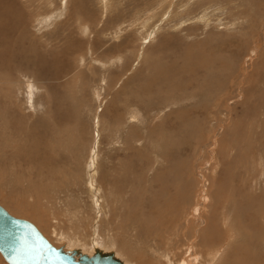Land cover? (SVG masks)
Returning <instances> with one entry per match:
<instances>
[{
    "label": "rangeland",
    "instance_id": "1",
    "mask_svg": "<svg viewBox=\"0 0 264 264\" xmlns=\"http://www.w3.org/2000/svg\"><path fill=\"white\" fill-rule=\"evenodd\" d=\"M0 204L125 264H264V0H0Z\"/></svg>",
    "mask_w": 264,
    "mask_h": 264
},
{
    "label": "water",
    "instance_id": "2",
    "mask_svg": "<svg viewBox=\"0 0 264 264\" xmlns=\"http://www.w3.org/2000/svg\"><path fill=\"white\" fill-rule=\"evenodd\" d=\"M0 253L9 264H125L113 251L53 245L29 220L11 215L0 205Z\"/></svg>",
    "mask_w": 264,
    "mask_h": 264
},
{
    "label": "bare ground",
    "instance_id": "3",
    "mask_svg": "<svg viewBox=\"0 0 264 264\" xmlns=\"http://www.w3.org/2000/svg\"><path fill=\"white\" fill-rule=\"evenodd\" d=\"M31 52H32V51H31ZM49 118H50V117H49ZM50 119H51V118H50ZM48 120H49V119H48ZM48 120H45V121H48ZM49 121H50V120H49ZM49 121L47 122V123L50 124V126H49L48 129L51 130V128H52V127H51V124H52V123H50ZM51 122H53V121H51ZM54 123H55V122H54ZM54 123L52 124V125H53V129H54V130H51L52 132L55 131V128L58 126V123L55 124V125H54ZM66 124H67V122H66ZM59 129H60V127H59L57 130H59ZM63 129H64V128H63ZM92 164H94L93 161H92ZM93 167H94V166L90 165L89 168H93ZM91 172H93V171H91ZM90 174H92V173H90ZM92 176H93V175H92ZM92 176H91V177H92ZM90 181H91V180H90ZM92 183H93V182H92ZM94 184H95V183H94ZM94 186H95V185H94ZM92 187H93V186H92ZM94 188H96V187H94ZM95 190H96V189H95ZM93 192H94V191H93ZM94 193H95V192H94ZM0 205H1V204H0ZM1 206H2V205H1ZM3 207H4V206H3ZM4 208H5V207H4ZM5 209H6V208H5ZM6 210H7V209H6ZM7 211H8V210H7ZM8 212H9V211H8ZM9 213H10V212H9ZM10 214H11V213H10ZM11 215H13V214H11ZM13 216H15V215H13ZM15 217H17V216H15ZM18 218H21V217H18ZM23 219H26V218H23ZM26 220H28V219H26ZM206 226H207V225H206ZM206 229H207V228H206ZM205 238H206V236H205ZM203 241H204V240H203ZM0 254H1V253H0ZM1 256H2V255H1ZM3 259H4V258H3ZM8 264H9V263H8Z\"/></svg>",
    "mask_w": 264,
    "mask_h": 264
}]
</instances>
